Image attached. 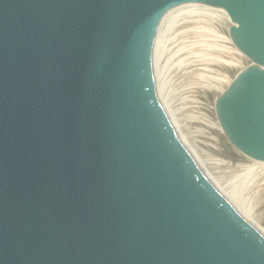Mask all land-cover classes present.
<instances>
[{"label":"water","instance_id":"95a60500","mask_svg":"<svg viewBox=\"0 0 264 264\" xmlns=\"http://www.w3.org/2000/svg\"><path fill=\"white\" fill-rule=\"evenodd\" d=\"M191 19L249 59L216 112L264 161V0H0V264H264L158 94L161 37Z\"/></svg>","mask_w":264,"mask_h":264},{"label":"bare ground","instance_id":"6f19581e","mask_svg":"<svg viewBox=\"0 0 264 264\" xmlns=\"http://www.w3.org/2000/svg\"><path fill=\"white\" fill-rule=\"evenodd\" d=\"M245 59L230 30L191 19L175 23L162 35L155 76L161 102L189 151L264 234V161L244 154L229 141L216 112L218 96ZM226 147L238 158L228 159Z\"/></svg>","mask_w":264,"mask_h":264},{"label":"rangeland","instance_id":"374dc122","mask_svg":"<svg viewBox=\"0 0 264 264\" xmlns=\"http://www.w3.org/2000/svg\"><path fill=\"white\" fill-rule=\"evenodd\" d=\"M246 59H247V60H246ZM246 59L244 60L245 63H243V65H241V66L244 67L245 65H247L246 62L248 63V62H249V59H248L247 57H246ZM226 148H227V147H226ZM226 148H225V149H226ZM227 150H229V151H228V152L225 151L224 153H225V156H227L228 159L235 160L236 157L238 158V156H236L234 153H232V151H231L229 148H227ZM227 154H228V155H227ZM233 155H234V156H233ZM228 156H229V157H228ZM230 156H231L232 158H231ZM233 157H234L235 159H234Z\"/></svg>","mask_w":264,"mask_h":264}]
</instances>
